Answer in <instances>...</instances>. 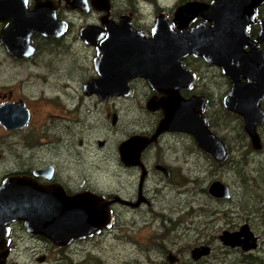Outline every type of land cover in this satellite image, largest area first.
Instances as JSON below:
<instances>
[{
    "label": "water",
    "instance_id": "95a60500",
    "mask_svg": "<svg viewBox=\"0 0 264 264\" xmlns=\"http://www.w3.org/2000/svg\"><path fill=\"white\" fill-rule=\"evenodd\" d=\"M68 1L70 7H85L84 0ZM262 2L264 0L190 1L177 8L172 22L164 14L159 15L151 37L133 29L127 17H122L119 24H110L104 17L108 34L101 40L95 59L99 77L87 82L86 93L93 92L102 98L128 95L131 91L129 80L143 77L165 95L162 98L165 117L157 132L151 137L135 135L122 143L123 153L131 157L130 163H139L141 151L169 128L193 134L198 145L218 160L227 157L223 139L210 130L203 114L205 99L200 96L184 98L180 94L179 90L190 86L195 78L182 62L191 54L219 65L230 77L233 87L225 97V105L246 117V129L255 145H260L256 122L264 119V110L260 107L264 97V54L248 33L249 24L256 20L257 6ZM95 5L109 10L110 0H95ZM55 8L49 0L32 10L26 0H0V11H6L5 20H9L1 40L15 56L30 55L31 33L59 35L66 25L57 19ZM197 16L210 23L189 27ZM260 25L257 42L264 40V18ZM102 33L104 30L97 26L82 30L86 40L94 43ZM249 45L251 49L247 50ZM259 57L263 60L261 67L257 65ZM29 117L24 105L7 104L0 108V121L7 128L23 127ZM227 190L220 180L210 187L215 196L227 194ZM115 201L122 199L118 196L107 199L89 191L67 194L63 187L40 185L27 176H11L0 186V228L10 221L23 219L30 231L42 232L56 242H67L77 236L95 235L108 226L111 222L109 204ZM241 232L248 248L253 234L247 225Z\"/></svg>",
    "mask_w": 264,
    "mask_h": 264
},
{
    "label": "rangeland",
    "instance_id": "374dc122",
    "mask_svg": "<svg viewBox=\"0 0 264 264\" xmlns=\"http://www.w3.org/2000/svg\"><path fill=\"white\" fill-rule=\"evenodd\" d=\"M135 1L137 6L140 7V11L144 12L145 18L150 19L151 15L149 13L152 10L148 3L155 2L163 6L171 5L172 11L177 4L189 0ZM116 9L118 11H124L125 9V12L128 11L131 9L129 1L116 0ZM63 17L73 21L70 32L66 33L67 35L63 39H49L52 42L46 39H37L40 51H38L34 60L29 63L15 64L13 59L7 55L5 49L0 46V83L14 87L15 92H20V87L24 84V91L28 95L41 96L45 93L49 97L52 96L51 98H56L55 95H59L57 93H60L63 87L70 85L68 91H66L68 94L65 93L63 99L68 108H74L75 116H79L78 120L63 123L56 120L48 121L49 128L54 129L61 136L63 134L65 151L59 153L65 157L66 153H72L79 149L83 160L87 161L94 157L91 152L93 149L92 144H95L98 138L107 136L110 150L100 151L95 158H101L103 166L107 167L109 174L103 178L106 174L104 172L100 178L97 176L95 179H91L90 182L93 187L104 191L105 194L122 193L123 196L129 198L135 196V199H137L139 173L136 170L122 169L118 164L117 151L114 146L120 139L133 131L132 124L137 127L138 120L145 119L148 111L144 94L150 91L149 87L145 85L144 80H140L137 83L138 92H135L130 100L120 101L117 99L109 104L98 103L95 97H86L82 84L93 73L91 65L93 50L86 47L77 38V29L81 24L82 15L75 11L67 13L64 11ZM144 23L142 21L143 25ZM73 55L79 56L78 63H70L75 59ZM189 63L196 64V67L201 68V71L212 77L207 80L201 78L196 90L206 88L212 93L213 101L216 102L208 109V114L217 113L219 117L212 116L211 128L225 140L236 169L223 173L214 158L202 151L195 143L194 136L192 137L188 133H171V135L166 136L165 140L171 143V165L175 167L174 172L186 176V180L181 181L177 177L171 179L170 183L161 172L152 169V174L149 175L146 181L145 189H151L153 207L145 206L133 209L115 203L112 228L78 243L80 264H167L165 251L161 249L162 253L157 248H153L154 243L158 240L150 242L152 230L151 228L147 230V227L153 226L154 231H163V223L168 226L175 220L178 223L183 216H187L189 211L191 212L190 218L187 219L184 227H176L175 229L179 231V234L171 235V245L168 243L169 238L166 237L165 239L166 247L171 249L174 247L180 250L186 243L187 247L185 249L187 251L184 255L186 264H213L217 251L221 249V244L214 238V235L218 233L217 230L220 229L223 222L208 224L212 217H207V212L218 209H222L224 212L233 210V216H236L242 224L249 218L247 213L242 212L243 208H251L253 214L256 209V217L249 218L250 223L252 222L251 225L255 233L264 237V146L261 149H255L251 138L245 131V122L241 118L236 121L229 120L227 112L223 111L225 107L222 110L219 100L222 102L229 85L226 78L220 77L219 69L192 59ZM212 72L213 74H211ZM31 76H37L35 78L36 83L28 82ZM206 82L209 84L205 85ZM36 84L41 85L43 90L36 89ZM80 97L83 99L78 101ZM142 98L144 100H141ZM136 100L142 101L140 104L142 108L139 105L140 102ZM46 103L50 107V104ZM108 105L114 109L119 110L120 108L123 117L119 128L109 124L110 121L106 114L110 110ZM227 121L229 124L226 123ZM258 130L262 144H264V125H261ZM80 139H83V144L80 143ZM60 154L55 160L59 167L60 177L69 179L72 182L81 177L82 173L91 175L89 168L79 167L75 157L66 167ZM1 161L2 159H0ZM9 164V153H7L5 161L0 163L2 167L0 176L2 172H8ZM239 170L242 171V174ZM241 177L249 183L247 191L244 190ZM97 179H100V181H96ZM214 180H222L232 184V201H218L211 196L208 187ZM168 185L170 186L169 189ZM72 186L76 187V184ZM153 194H155V197L152 196ZM157 214L163 215L165 218L152 217ZM231 216L232 213H229V221H231ZM170 218L171 222L169 221ZM189 224L192 227L190 234L185 231V227ZM208 225L214 228L207 229ZM227 226L231 225L226 224L225 227ZM181 234L185 237L181 238ZM208 240L214 243L213 253L198 261L190 258L188 248L196 243ZM262 245L264 247L263 241ZM239 256L240 254L231 253L221 264H232L236 262V258H239Z\"/></svg>",
    "mask_w": 264,
    "mask_h": 264
},
{
    "label": "flooded vegetation",
    "instance_id": "af4514ba",
    "mask_svg": "<svg viewBox=\"0 0 264 264\" xmlns=\"http://www.w3.org/2000/svg\"><path fill=\"white\" fill-rule=\"evenodd\" d=\"M45 1L47 0H26L29 10L34 9L37 4L43 3ZM49 1L55 4L56 6L55 14L57 19L59 21H64L66 23L61 34L45 35L40 32L31 33L30 44L32 47V53L28 56L17 57L9 50L7 44L4 43L3 40H1L2 32L6 28V25L9 23V20H5L6 11L1 10L0 11V46L5 49L7 55L13 59L15 64L29 63L31 60H34V58L38 54V51H40V45L36 41L37 39H46L52 42L51 40L63 39L70 32L73 26V21L71 19H68L67 17H63L64 11L66 13L75 11L82 15L81 24L77 29V36H78L77 38L80 39V41L86 47H89L93 50V54L91 56L92 57L91 65H92L93 73L91 77L88 78V80H86L82 84L84 95L86 97H95L98 100V103L109 104L112 101H116L117 99L120 101H127L130 100V98L135 95V92H138V86H137L138 81L140 80L145 81V85L149 87L150 91L147 94H144L145 100L144 98H142L141 100L146 101V109L148 111L147 115L145 116V119L142 118L141 121L140 119L138 120L137 127H135V124H132L133 131L130 134H127L124 138L120 139L115 146L113 145L117 151L118 164L122 167V169L136 170L139 173L137 199H135V196L133 198L123 196L122 193L105 194L104 191L93 187L92 183L90 182L91 179H95L97 176H99L100 178V176H102L104 172H106V174L103 178H105L109 174L107 167L103 166V162L101 158L99 157L95 158V156L100 151L105 152L110 150L109 138L107 136L98 138L95 144H92L93 149L91 152L94 157L87 161L83 160L82 153L80 154L79 149H76L72 153H66L65 157L59 153L61 151H65L63 144V138H64L63 134L61 136L56 131H54V129L49 128L48 121L56 120L63 123V122H68V121L73 122L74 120H78L79 116L78 117L75 116V113L73 111L74 108L73 107L68 108V106L65 104V100L63 99L65 98L64 95L68 94L66 93V91H68L70 85H66V87H63L60 93H57L59 95H55L56 98H51L52 96L49 97L45 93L41 96L28 95L24 91V84H22V86L20 87V92L19 91L15 92L14 87L0 83V108H2L4 105L7 104H11L16 107L24 105L29 110V116H30L27 124L19 128H7L0 121V159H2L0 163L5 161L7 153H9V159H10L8 172H2L0 176V186L2 185L4 180L8 177L27 176L28 178L33 179L36 183L40 185L63 187L67 194H76L80 192L89 191L99 195H103L107 199H113L117 196L122 199V201H115L109 204V207L111 209V222L108 226L102 228V230L95 235H91L87 237L77 236L67 242H56L50 236L42 232L30 231L27 228L26 223L23 219H18L6 223L4 227L0 228V264H80V260H81L80 248L78 243L80 241L90 239L112 228L114 223L113 219L115 216L113 211V207L115 203H120L125 205L127 208H133V209H139L145 206L153 207L154 202L150 194L151 189L148 188L145 189L146 181L149 175L152 174V169L161 172L164 175V177L169 180L170 183H171V179L173 178L176 179L177 177H179L181 181H185L187 178L186 176L181 175L176 171L174 172L175 167L171 165V143L165 140L166 136L171 135V133L183 132L190 134L192 137L194 136L193 134L187 131H172L170 128L162 131L151 143H149L141 151L139 157V163L134 161L133 162L131 161L130 163L129 161L131 160V157L129 155H125L121 149L122 143L128 140L129 138H131L132 136L142 135V136L151 137L157 132L162 119L165 117V110L162 106V100H163L162 98L165 96L163 92L155 90L151 86L150 82L143 77L132 78L129 80L128 86L131 91L128 95H109L106 98H102L98 94L93 92L86 93L85 85L91 79L99 77L96 69L95 59L98 55V47L101 46V40L108 34V27L104 23L105 16L107 17L106 21L110 24H119L120 22L123 21L122 17H127L125 19L130 23L133 29L144 33L147 37H151L153 33V28L157 23V19L159 15L164 14L167 20H169V22H172L177 8L186 4L187 2L194 0H189L183 3H179L174 7L172 11H171V5L163 6L155 2L148 3V5L151 7L152 10V12L149 13V15H151L150 19L145 18L144 12L140 11V7L137 6L135 0H128L131 9H129L126 12H125L126 9L124 11H118L116 9V0H110L109 10H101L97 8L95 5V0H84V5H85L84 8L80 6L70 7L68 5L69 2L68 0H49ZM199 1L210 2L211 0H199ZM263 18H264V2L258 4L256 9V20L249 24V33H248L249 38L256 42L261 52L264 54V40L261 42H257L261 30L260 22ZM142 21L145 22L144 25L142 24ZM203 22L208 24L210 23L207 22V20L204 19L203 17L197 16L193 21L189 23V27L197 26ZM87 26H97L103 29L104 30V33H102L103 36L95 43L88 42L82 34V30ZM250 49L251 46L249 45L247 50ZM73 56H75V59L73 61H70V63H75V62L78 63L79 56L78 55H73ZM190 59L197 62L200 61L208 65L209 67L215 66L219 69L220 77L224 79L226 78V81L229 85L228 89L224 93L222 102L221 100H219L222 110L224 109L223 107H225L223 111L225 113L227 112L229 120L236 121L237 119L241 118L245 122V126H244L245 131L251 138L255 149L258 150L263 148L264 144H262L261 135L258 129L261 125H264V119H258V121L256 122V131L260 138V145H255L252 135L246 129V123H247L246 117L242 113L234 111L233 109H230L225 105L224 102L225 97L231 91L233 87V83L230 77L223 71L222 67H220L219 65L208 62L202 56H194L191 54L184 57L182 59L183 64L190 72L195 74V78L190 86H185L179 90L180 94L184 98H190L192 96H200L205 99L206 105L203 110V114L208 119L210 130L213 133H215L211 128L210 122L213 120L212 116H217V117L219 116L217 115V113L208 114V109L212 107V105L216 101H213L212 93L208 89L203 88L200 90H196L201 78L207 80L209 78L211 79L212 77L209 76V74H205L204 71H201V68L196 67L197 66L196 64L189 63ZM257 62H258L257 65L261 67L263 60L259 57ZM237 67H239L238 64ZM88 68H90V66H88ZM211 74H213V72ZM35 78H37V76H31L28 82L36 83ZM208 84L209 83L207 82L205 83V85ZM35 88L43 90V87L39 84H36ZM80 99L83 98L80 97L78 101H80ZM46 102L50 104V107ZM141 102L139 103V105L141 104ZM140 107L142 108L141 105ZM260 107L264 110V97L260 101ZM109 109L110 110L107 111L106 113L107 117L109 118L108 120L110 121L109 124H112L113 126L119 128V126H121L122 124L121 120L123 117L121 116L120 108L118 110L109 106ZM226 123H228V121ZM215 134L218 137H220V135H218L217 133ZM220 138L223 139L222 137ZM194 140L197 146L202 151L210 154L214 158L217 166L223 170V173L225 172L228 173L229 170L234 171L236 169L234 167L235 163L234 161H232L230 150L228 149L224 139L223 141L226 146L227 157L223 160H218L213 153L199 146L196 139ZM83 142H84L83 139H80V143L83 144ZM59 154L60 157L62 156L61 160L64 162V165L66 167L68 163H71L73 161V157H75L76 163L79 165V167L80 168L82 167L83 169L89 168L91 171V175L82 173L81 177L77 178L72 182H70L69 179L60 177L59 167L55 163V160L58 158ZM151 164H153L152 167ZM1 168L2 167L0 166V169ZM37 171L40 172L36 174ZM239 171L242 174V171L241 170ZM241 180L244 190L246 189L247 191L249 189V183L243 180L242 177ZM96 181H100V179H97ZM222 182L228 187L227 194H223L219 196L213 195L210 192V187L212 183L208 187L209 193L218 201H228V202L232 201L233 198L232 184L227 183L225 181ZM73 184L74 185L76 184V187H73L72 186ZM169 188L170 186L168 185V189ZM152 196L155 197V194H153ZM255 211L256 209L254 210V214H255L254 215L253 210L251 208L249 209L243 208L242 210V212L247 213L249 218L256 217ZM229 213H232L231 221L228 220ZM190 214L191 212L189 211L187 213V216H183V218L179 220L178 223H176V220L174 222H171V218H170L169 221L171 222V224L169 226L163 223V228H164L163 231H159V230L154 231L153 230L154 228H152L153 226L147 227V230H150L151 228V230L156 233L155 234L151 231L152 235L150 236L151 239L150 242L153 240H158L157 242L154 243L153 248H157L161 252L162 250L165 251V261L167 264H186L184 258V255L187 251L185 249L187 247L186 243L185 246L184 247L182 246L180 250L174 247L173 249H171L166 247L165 239L166 237H168L170 240L168 243L171 245V235L179 234V231L175 230L176 227L179 228L181 226L184 227V225L187 222V219L190 218ZM233 214H234L233 210L229 212L227 211L224 212L222 209L207 212L206 216L209 218L212 217V219L208 221V224L223 222V224L220 226V229L217 230L218 233L214 235V238L221 244V249L217 251L213 264L223 263L225 258H227L228 255H230L231 253L240 254L239 258H236V262L232 264H264V247L262 245V241L264 243V237L262 235H257L255 233V230L251 225L252 222L250 223L249 218L241 224L240 221L237 219V217L233 216ZM224 215L226 216L225 218ZM152 217L165 218L163 215H158V214L153 215ZM226 224H229L231 226L225 227ZM245 225L248 226L249 230L253 234V238L249 241L250 244L248 248L246 246L247 245L246 242L244 241L245 235H243L242 234L243 232H241L242 228ZM209 228H214V227L208 225L207 229ZM185 231H187L188 234L191 233L192 227L190 224L187 227H185ZM231 234H235V236L233 237L231 236ZM227 235L229 237L225 238ZM180 237L184 238L185 235L181 234ZM231 241L235 243H231ZM214 249H215L214 243L208 240L190 246L188 248V254L190 255V258H192L194 261H198L204 257L210 256L213 253ZM196 250H198V252L195 254Z\"/></svg>",
    "mask_w": 264,
    "mask_h": 264
}]
</instances>
